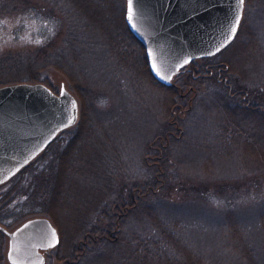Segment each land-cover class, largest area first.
<instances>
[{"label":"rangeland","instance_id":"obj_1","mask_svg":"<svg viewBox=\"0 0 264 264\" xmlns=\"http://www.w3.org/2000/svg\"><path fill=\"white\" fill-rule=\"evenodd\" d=\"M123 3L125 7V0ZM60 4L56 5L55 0H0V56L20 54L30 57L49 53L60 46L62 48L66 38L76 39L78 63L73 71L78 74L77 82H80L81 90L92 106L86 105L88 125L81 131L78 120L82 105L77 92L62 73L54 69L40 73L47 83L41 81L39 84L55 93H59L61 88L66 89L77 99L79 113L77 121L58 132L53 145L36 160V169L44 171L42 177L47 180L49 169L45 164L52 159L55 161L54 156L61 147L58 142L63 143L72 136L91 138L81 145L82 155L90 159L91 172L96 169L97 173L104 163L109 164L112 159L118 168H115L117 178L114 183L113 179L103 183L90 177L87 182L73 181L64 184L62 190L58 188L62 191L58 193L62 207H66L63 212L69 227L73 229L80 216L90 214L87 220L95 223L96 230L95 234L84 233L86 237L78 243L72 230L64 231L63 244L58 252L64 255L68 251L74 258L60 261L56 258V249H52L45 253L43 264H74L89 235L108 236L104 231L110 229L111 214L119 217L139 204L150 207L174 240L171 244L176 254L170 244L168 248L164 245L163 250L155 249L160 259H155L152 264H173L178 262L177 259L184 260L189 252L200 258L203 264H243L226 231L225 218L230 211L237 220L241 237L252 249L255 264H264V226L260 224L264 212V166L248 172L238 159H256L259 162L255 158L258 155L260 160H264V151L260 147V144L264 146V135L261 134L264 124L258 123L253 127L254 138H238L237 143L232 139L222 141L223 156L218 155L217 123L213 114L216 105L199 94L197 83L188 81L189 63L172 77L177 102L168 110L165 104L168 94L148 78L137 44L128 43L126 34L122 32V36L113 38L117 57L112 56L97 31L82 27L77 17L67 13L66 7ZM240 20V24L244 22L240 46L229 47L231 50H224L221 55L218 51L206 60L197 58L192 63L197 66L207 64L212 68L219 62L231 65L232 73L218 80L223 81L229 91L241 85L230 96L239 98L246 106L264 109V103L259 102L261 100H254L264 95V0H245V5L243 0ZM33 64L38 66L40 63ZM54 144L58 145L55 149ZM31 172L21 174L24 177L19 180L20 185L31 184L33 187L28 176ZM18 178L16 176L1 185L0 194L8 191ZM46 180L42 182L46 190L42 192L45 198L41 203L50 198ZM111 185L119 193L127 191L124 199L111 206L109 216L92 217L95 211L91 207L98 200V190ZM101 197L106 199L107 193ZM17 203L21 206L17 200L12 205ZM86 210L90 212L86 213ZM19 212L22 215L17 222L12 220L14 223L8 228L11 231L34 216L51 220L43 213V208L35 205L19 208ZM123 227L127 234L137 231L142 238L149 234L153 240L162 239L158 231L152 230L143 214L129 217ZM119 230L121 227L116 224L110 235ZM72 238L75 239L70 241ZM6 246L4 234L0 264H9ZM88 261L91 264H111L106 258L97 261L96 257L86 256L84 262L87 264Z\"/></svg>","mask_w":264,"mask_h":264},{"label":"trees","instance_id":"obj_2","mask_svg":"<svg viewBox=\"0 0 264 264\" xmlns=\"http://www.w3.org/2000/svg\"><path fill=\"white\" fill-rule=\"evenodd\" d=\"M55 1L56 5L61 2V7H66L67 13L74 14L82 27L84 26L97 31L99 36H101L103 43L107 46L108 52L112 56L117 57L113 38L122 36V32H124L126 34V39H124L127 40L128 43L129 41H132L139 46L142 58L141 61L148 78L154 83V85H156V87L162 89L163 92L165 91L166 94H168V99L165 101L168 110L174 104H176V89L173 86H164L155 81L152 77L148 68L144 47L131 34L126 24L123 0ZM243 30L244 22L240 24L238 31L234 35L232 41L219 50L220 55L224 53V50L230 51L233 47L237 48L241 45L240 39ZM75 41L76 39L74 38H66L65 44L62 46V48L60 46L55 51L49 53H37L38 55L30 57L22 56L20 54H4L0 56V87L18 84L33 85L39 84L41 81L47 83V79L44 78L40 73L48 69H54L62 73L70 83L71 88L77 92V96L81 100L82 108L78 120V127L81 131H83L82 129L88 125V115L86 114L87 107L92 106L91 104H88V101L81 90L80 82H77L78 74L73 71L74 65L78 63V53L76 51L77 45ZM229 47H231V49ZM209 57L210 56H203L201 58L202 60H206ZM66 59L72 62L70 63ZM193 60L195 59H191L188 62L189 64L187 63L189 65V70L187 71L188 81L197 83V87H199V94L203 96L205 95L204 98H208L207 100L209 102H211L213 105H216V111L213 110L215 117L214 119L217 123L216 132L218 147L216 150L218 155L223 156L224 150L222 141L232 139L235 140L234 143H237L238 138H254L255 133L253 132V127L258 123L264 124V109H260L258 106L256 108V104H254L255 108H253V106H246L243 102H241V100H239V98L235 99L230 96V93L237 91L239 88H241L239 87L241 85H235L236 87L233 88V91H229L226 87V84L223 81L220 82L218 78L226 76L230 72L232 73L231 65H227L225 62L222 63L218 61L219 63H217L214 68H212L207 67V64H201L197 66L195 63H192ZM33 62L36 64L38 62L40 64L35 66ZM223 68H226V70H223ZM222 71L225 72L222 73ZM80 78L82 77L80 76ZM235 82L240 84L239 80H235ZM205 90L206 92H203ZM257 99L261 100L259 102L264 103V95L259 96L254 100ZM202 102L203 104L205 103V101ZM250 102L255 103L254 101ZM210 112H212L211 109ZM222 115H225L224 118ZM261 134L264 135V132ZM257 135L259 138L262 137L259 136V134ZM55 139L56 138H54L53 141ZM90 140L91 138H75L72 136L63 143L59 141L58 145L61 144V147L59 150H57V154L54 156L55 161H52V159L48 162L49 177L47 180L42 177L44 171L36 170V172L38 171L37 174L39 176L33 177L28 174L30 181L33 183V187L31 184L20 185V181H17L16 184L8 191L0 194L1 227L9 228L14 223L12 220H16L17 222L20 219L19 217L22 212H19V208L28 207V205H35L43 208V213L47 214L51 218L59 232L60 241L56 248V258L60 261L63 258H74V255L68 253V251L65 252L64 255H61V253L58 252L63 244L62 235L64 234V231L70 232L72 230L71 232L76 234L72 236L76 238V242L78 243L79 240H82L86 237L84 233L95 234L96 230L95 223H90V220H87L90 219V214L87 217L80 216L75 226H73V229L69 227L67 217L63 212V210H66V207H62L63 205L61 204V198L59 197V193L62 192V186L73 181L82 183L87 182L88 178L90 177H92L95 181H101L103 183H106L107 179H113L112 183H114L117 178L115 168H118V164L114 161V159H112L109 164L104 163L97 173L95 171L96 169L91 172L92 167L90 159H88V157L85 158V156L82 155L81 150L82 143L84 141ZM53 141L51 142L50 146L53 145ZM94 142L95 144L97 143L95 140ZM58 145H55L53 149L57 148ZM260 147L264 151V146L260 144ZM255 158H258L259 162H257L256 159H238L241 162L243 169L248 170V172H254V170L260 169L264 166V160H260V156L257 155ZM93 172L95 174H93ZM31 173L33 174L34 172ZM110 173H112V178L110 177ZM45 180L47 181L46 187L50 192V198L48 201L41 203L43 198H45L42 195V192L46 190L45 186L42 185V182ZM108 185H110V183ZM58 188H61V190ZM98 192V200L91 207L95 211V213L92 214V217L95 216V218L96 216L102 214L103 217L109 216L107 214H109L111 211V206L115 205L117 201L121 202L127 193L126 191L124 194V190L123 193H119L114 185L106 186L105 188L101 187ZM106 193L107 198L102 200L101 195ZM116 193H118V196H116ZM13 198L15 199L13 200ZM15 200H17L21 206H18V203L17 205L13 206L12 202ZM129 205H131V203H129ZM27 212H30V210L27 209ZM89 212L90 211L86 210V213ZM142 214L147 216V220L149 221L152 230L158 231V234L161 235V240H153V236L149 234H147L146 238H142L140 235H138L139 233L137 231H129L130 234L123 232L124 221L126 222L131 216L137 217V215L141 216ZM117 217L118 216L116 214L110 215V222L108 221L110 229H108V231H104L105 233L107 232L108 236L94 237V235H89V238L87 237V243L81 245V250L83 251L79 259H77L74 264H86L84 262L86 256L96 257L97 261H99L101 258H106L107 260L111 261V264H152L155 259H160L155 249L162 248L163 250L164 245L166 248H168L170 246L167 245L170 244L172 246L171 249L175 250L173 249V244H171L173 240L171 234H169L167 229L162 226L161 220L158 218V216L152 213L150 207L139 204L136 208L134 207V209H130L128 213H125L124 215L121 214L118 219ZM260 218V224L264 226V212L261 214ZM225 220L227 234L233 241V248L238 250V254L241 257L243 264H255L252 249L248 244L245 243L244 238L241 237V231L237 220L231 211L227 213ZM116 224H118V227H121V230L118 232H113L114 235L111 236L110 230L115 228ZM70 225H72V223ZM167 233L168 235H166ZM262 233L264 239V229ZM75 238H72L70 241H73ZM3 244L4 234L0 231V260L3 259ZM177 250L181 252V249ZM177 253L180 254L179 252ZM174 254H176V250ZM188 254L190 255H185L186 258L184 260L177 259L178 262H173V264H203L200 258L195 257L194 254V256H192L190 252ZM87 264H91V262L88 261Z\"/></svg>","mask_w":264,"mask_h":264},{"label":"water","instance_id":"obj_3","mask_svg":"<svg viewBox=\"0 0 264 264\" xmlns=\"http://www.w3.org/2000/svg\"><path fill=\"white\" fill-rule=\"evenodd\" d=\"M241 9L240 0H132L129 12V0H125V21L144 47L152 77L169 87L185 61L212 56L230 42ZM76 110L75 98L64 88L54 95L42 84L0 87V168L9 154L23 161L27 152L50 141L76 119ZM31 224L47 230L51 245L58 243L48 218H35L23 226ZM11 241L19 246L29 240ZM12 254L9 251V258Z\"/></svg>","mask_w":264,"mask_h":264},{"label":"flooded vegetation","instance_id":"obj_4","mask_svg":"<svg viewBox=\"0 0 264 264\" xmlns=\"http://www.w3.org/2000/svg\"><path fill=\"white\" fill-rule=\"evenodd\" d=\"M244 5H245V0H244ZM239 26H240V23H239ZM52 93L54 95H59L60 92L55 93L52 91ZM78 113H79V106L77 104L76 119L72 123H75L77 121ZM64 129L65 128H62L61 132L64 131ZM53 139L54 138H51V140L48 141L47 143L42 144L39 147H37L39 142L42 141L41 139L35 145L37 149L32 152H27L24 156L25 160L23 161H19L20 156L12 154V153L9 154L7 157V161H4V163L2 164L0 168V186L8 183V181H10L16 176L19 177L18 179H16V181H19L22 177H24V176L21 177V174L26 172L27 170L28 171L33 170L32 172L34 173L31 174V176L33 177L39 176L37 174L39 170L36 172L37 170L36 167H38L36 160L45 155V152L49 148ZM45 165H47L46 169H48V163ZM15 184L16 182L13 184V186ZM35 218H46V217L34 216L33 218L26 219L22 224L14 228L12 231L5 227H4L5 229H2L0 226L1 231L7 237V246L5 247V254H6V260L9 264H43L45 261V253H48L52 249L57 248L59 241H60V236H59V232L56 226L52 222H51L52 225L56 228V231H57L58 243L56 246H51V247L49 246L51 244V240L49 238V235L46 229H44L42 226L34 225V224H31L26 227L23 226L27 221L35 219ZM13 238L22 239L23 241H27V240L29 241H27V243L25 242L22 243L21 241L20 245L17 246L15 242L11 241ZM9 251H13L11 258H9V255H8ZM37 256H40L39 260H37ZM26 259L29 260L28 263H25L27 261Z\"/></svg>","mask_w":264,"mask_h":264},{"label":"snow or ice","instance_id":"obj_5","mask_svg":"<svg viewBox=\"0 0 264 264\" xmlns=\"http://www.w3.org/2000/svg\"><path fill=\"white\" fill-rule=\"evenodd\" d=\"M240 3L243 4V0H240ZM131 4H132V0H129V12H131ZM238 24H239V16H237V18H236V20H235V22H234V24H233V26L231 28V35L232 36L235 35L236 27H237ZM185 63H187V61H185ZM73 106H75V105H73ZM52 235H53V237H55V232L54 231H53ZM49 246L51 247V246H54V245L50 244Z\"/></svg>","mask_w":264,"mask_h":264}]
</instances>
